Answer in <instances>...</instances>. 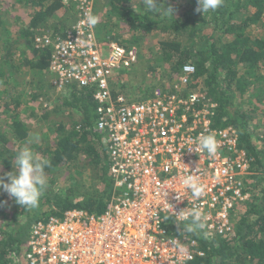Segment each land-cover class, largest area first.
Returning <instances> with one entry per match:
<instances>
[{
    "label": "built area",
    "instance_id": "2783aa9c",
    "mask_svg": "<svg viewBox=\"0 0 264 264\" xmlns=\"http://www.w3.org/2000/svg\"><path fill=\"white\" fill-rule=\"evenodd\" d=\"M62 4L74 8L75 21L62 35L40 32L33 46L50 51L47 73L55 92L92 95L93 128L107 154L113 189L99 214L73 209L34 223L24 264H189L203 257L201 241L230 236L240 208L253 199L252 160L237 129L215 126V104L191 87L195 71L189 64L169 86H157L135 101L116 91L120 78L113 73L129 71L138 52L109 37L100 40L95 28L81 23L87 13L95 14L96 0ZM209 132L220 142L214 158L189 150L198 136ZM186 167L198 168L205 187L198 200L179 182L189 171ZM193 207L207 217L208 237L170 233L168 221L184 226L188 221L175 214ZM173 239L183 243L186 255L178 251L180 245L173 246Z\"/></svg>",
    "mask_w": 264,
    "mask_h": 264
},
{
    "label": "trees",
    "instance_id": "16d2710c",
    "mask_svg": "<svg viewBox=\"0 0 264 264\" xmlns=\"http://www.w3.org/2000/svg\"><path fill=\"white\" fill-rule=\"evenodd\" d=\"M119 1L109 0L110 9L101 13L103 5L99 6L100 0H96L95 14H111L116 22L123 24L125 32L163 35L165 38L157 43V54L169 70L168 79L175 80L183 65H192L195 72L191 87L200 86L206 97L214 102L215 126L235 127L241 147L252 160L250 180L254 183L251 182L250 189L253 199L240 208L234 231L227 237L201 241L205 255L189 264H264V107L254 119L256 125L263 128L261 145H258L252 139V118L232 104L235 90L241 95L245 87L251 86L258 92V80L262 78L255 77L245 83L238 77L237 66L246 68L252 78L264 65V40L251 36L250 32L254 28H264V0H224L222 7L204 16L195 12L196 0H189L186 5L166 7L175 10L174 18L137 11ZM18 4L24 5L25 11L18 13L12 25L5 17L10 10L0 4V86L7 87V92L0 90V127H5L2 133L8 128L7 134L0 132V167L7 173L13 169L16 154L12 147L29 140L27 121L20 118L24 107L22 92L16 86L27 84L29 89L39 90L32 96L34 101L40 98L41 90V95L47 97L45 90L50 89L47 76L50 51L36 50L33 39L45 30L62 35L77 17L74 8L64 6L62 0H12L8 6L15 9ZM108 23H111L109 18L107 21L99 19L96 27L104 28ZM228 36L231 40L222 42ZM102 37L100 35V40ZM109 38L116 41L114 37ZM136 42L137 39L133 43ZM19 70L35 72L38 78L29 82L21 77ZM50 102L53 103L51 113L45 111L40 119L49 135H44L41 145L30 146L51 162L45 169L47 187L34 209L17 205L6 192L0 191V264H12V261L24 264L26 238L37 221L59 217L73 209L99 214L111 198L113 186L107 154L101 136L93 128L96 104L92 95L72 90ZM64 111L69 116L60 117ZM30 116H35L34 112ZM86 169L90 173L88 180L82 173ZM62 171L66 172L63 184L70 181L71 185L68 182L62 189H55V177ZM75 174L79 179L73 178ZM167 228L170 233L181 232L171 219Z\"/></svg>",
    "mask_w": 264,
    "mask_h": 264
},
{
    "label": "rangeland",
    "instance_id": "374dc122",
    "mask_svg": "<svg viewBox=\"0 0 264 264\" xmlns=\"http://www.w3.org/2000/svg\"><path fill=\"white\" fill-rule=\"evenodd\" d=\"M12 0H3L0 1L1 7L6 6L10 11L5 15L8 23L12 25V21L15 20L16 16H19V14H24L25 7L22 4H18L17 7L11 8L8 6V3ZM109 0H100L99 6H102V11L101 13H107L109 8ZM189 0H158V5L163 4L164 7L166 8L168 5H186L188 4ZM119 3L123 4L124 6H127L129 8L136 9L137 11H142L144 12V9L142 8V0H120ZM98 6V4H97ZM96 6V7H97ZM6 8V9H7ZM251 10V9H250ZM252 11V10H251ZM16 13V15L14 14ZM19 13V14H18ZM13 14L15 17H13ZM101 21H107L108 18L111 20V23L106 24L104 28H98L95 26V29L97 31V34L102 35L103 39L106 38V34H109V36L114 37L116 41L121 42L123 45L128 46V47H133L136 49L138 52V61L137 63L129 70V71H115L113 75L116 77L120 78L118 81H116L115 84V90L116 91H122L124 94L127 96L133 98L131 99L132 101H135L141 97H144L146 95L151 94L152 90L156 88L157 86L165 87L169 86L171 84V81L168 79L169 78V70L163 64L159 59H158V54H157V43L159 40L162 38H165L163 35L159 33H152L150 35L142 36L140 33L133 34L132 31L125 32L123 30V24L120 22H116V19L109 14V16L106 15H101L96 12V14ZM176 15H178V12H176ZM106 17V18H105ZM259 26V25H258ZM257 26V27H258ZM251 32V36L257 37L259 40H264V28L257 29L254 28L253 31ZM13 34V33H11ZM107 36V37H109ZM137 39L136 43H133ZM228 40H231V37H225L222 39V42H226ZM237 71H238V77H241L243 80H245V83H249L250 80L253 78H262L261 81L258 80V92H256L257 89H253L250 84V87H245L243 90V93L239 95V93L235 90L233 99H232V104L233 107H237L241 112H245L248 116L252 118L251 125L253 126L252 128V139L254 142L258 145H261V139H262V131L263 128L260 125H256V121L254 120L257 118L259 115L257 112H259L260 109L264 107V65L260 68L259 71H256L252 78L250 77L249 74H247L246 68H243L241 65L237 66ZM19 74L21 77L26 79L29 82H34L38 78V74L35 72L32 73H27L26 71L19 70ZM20 77V78H21ZM18 91L22 92V102H23V112L22 116L20 118H24L27 121V125L29 127V139H31L32 134L38 133L40 135V141L38 143H32L29 144L28 146L30 147L31 145H41L43 142V137L44 135H49V132L46 130V125L43 124L42 121H40L41 117L44 112L50 114L51 113V108L50 106H53V103L50 101H56L60 97H63V93H57L53 91L52 89L46 88V96H42L40 92V98L36 101L32 99V96L37 95V91L29 89V86L27 84L25 85H20L18 84L16 86ZM7 87L5 88L4 86H0V90H5L7 92ZM197 90L200 92L204 93L205 91L201 88L200 86L197 87ZM31 93V94H30ZM66 93V92H65ZM63 94V95H62ZM257 94L260 95V98L257 97ZM9 94L6 95V97ZM47 99L49 101H47ZM259 99V100H257ZM262 100V101H261ZM261 101V102H260ZM49 102V103H48ZM34 112L35 116H30V113ZM254 113V116L251 115V113ZM60 115V113H58ZM69 116L68 112H63L62 116ZM2 121H7L6 119H3ZM5 127H0V132L2 133V129ZM8 133V128L6 132L2 133L7 134ZM1 143V142H0ZM25 144L23 145H16L12 147V152H17L19 149L24 147ZM31 148V147H30ZM32 149V148H31ZM34 151V150H33ZM13 171V169H12ZM10 171V172H12ZM6 172L3 167H0V176H3ZM85 179H89L88 176L90 173H88V170L86 169L85 171L82 172ZM66 175L65 171H62L61 173L56 175V184L53 186L55 189H62V186L71 185L70 181L67 183L63 184V177ZM79 179L77 174L73 176V178ZM59 179V180H58ZM61 180V182H60ZM48 181V178H47ZM252 184L254 181H252ZM64 186V187H65ZM63 187V188H64ZM12 264H15V261H12Z\"/></svg>",
    "mask_w": 264,
    "mask_h": 264
},
{
    "label": "clouds",
    "instance_id": "9594fccd",
    "mask_svg": "<svg viewBox=\"0 0 264 264\" xmlns=\"http://www.w3.org/2000/svg\"><path fill=\"white\" fill-rule=\"evenodd\" d=\"M196 3L195 12L204 16V14L215 12L222 7L224 0H196ZM142 5L145 12L159 15V17L174 18L175 16V10L172 7L165 8L163 4L158 5V0H142ZM81 23L86 24L89 28H95L99 23V17L95 14L87 13ZM91 40L92 37L89 36L88 41L91 42ZM40 139L38 133L32 134L31 139L27 141L25 146L16 152L13 160V171L0 176V191L6 192L10 198L14 199L17 205L26 209L38 207L40 197L47 187L45 169L51 166V162L42 158L28 146L32 143H38ZM193 143L195 146L189 150H194L196 153L206 151L209 156L214 158L218 153L220 142L216 139L215 134L209 132L198 136ZM178 179L180 184L190 191L194 199L198 200L205 194V187L199 180L198 168L194 171L189 170L187 174ZM175 216L178 220L188 221L183 227L176 224L181 229L180 235L182 237H186L187 234L202 235L204 238L208 237L209 233L206 231L207 217L199 208H187L181 210ZM172 243L173 246L180 245L178 251L181 254H187L188 250L178 239H173Z\"/></svg>",
    "mask_w": 264,
    "mask_h": 264
},
{
    "label": "crops",
    "instance_id": "0c3cea01",
    "mask_svg": "<svg viewBox=\"0 0 264 264\" xmlns=\"http://www.w3.org/2000/svg\"><path fill=\"white\" fill-rule=\"evenodd\" d=\"M47 76H48V82H49V80H50V76H49V74L47 73ZM49 84V83H48ZM49 86H50V84H49ZM50 89H52L51 88V86H50ZM53 90V89H52ZM54 91V90H53Z\"/></svg>",
    "mask_w": 264,
    "mask_h": 264
}]
</instances>
